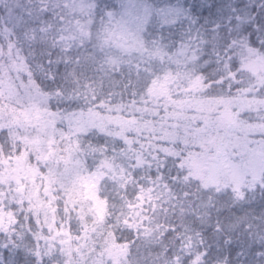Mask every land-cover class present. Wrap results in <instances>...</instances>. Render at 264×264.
Here are the masks:
<instances>
[{
	"label": "snow or ice",
	"instance_id": "snow-or-ice-1",
	"mask_svg": "<svg viewBox=\"0 0 264 264\" xmlns=\"http://www.w3.org/2000/svg\"><path fill=\"white\" fill-rule=\"evenodd\" d=\"M0 264H264V0H0Z\"/></svg>",
	"mask_w": 264,
	"mask_h": 264
}]
</instances>
